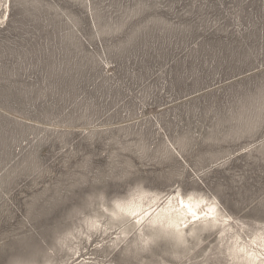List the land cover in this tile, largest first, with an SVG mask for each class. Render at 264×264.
<instances>
[{"label": "rangeland", "instance_id": "1", "mask_svg": "<svg viewBox=\"0 0 264 264\" xmlns=\"http://www.w3.org/2000/svg\"><path fill=\"white\" fill-rule=\"evenodd\" d=\"M194 196L178 241L118 204ZM264 237V0H0V264H239Z\"/></svg>", "mask_w": 264, "mask_h": 264}, {"label": "bare ground", "instance_id": "2", "mask_svg": "<svg viewBox=\"0 0 264 264\" xmlns=\"http://www.w3.org/2000/svg\"><path fill=\"white\" fill-rule=\"evenodd\" d=\"M114 216L133 218L135 227L148 224L155 233H165L182 241L188 234L196 232V226H221V232L231 228L229 218L220 214L218 206L203 198L170 195L166 200L142 193L137 198L118 204ZM232 258L239 264H264V237L245 243L236 235L230 247Z\"/></svg>", "mask_w": 264, "mask_h": 264}]
</instances>
